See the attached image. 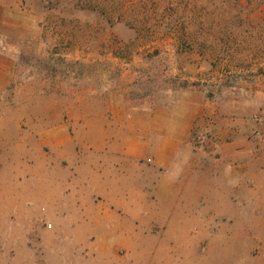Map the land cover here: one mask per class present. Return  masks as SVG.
Returning <instances> with one entry per match:
<instances>
[{"label": "rangeland", "instance_id": "1", "mask_svg": "<svg viewBox=\"0 0 264 264\" xmlns=\"http://www.w3.org/2000/svg\"><path fill=\"white\" fill-rule=\"evenodd\" d=\"M0 264H264V0H0Z\"/></svg>", "mask_w": 264, "mask_h": 264}, {"label": "crops", "instance_id": "2", "mask_svg": "<svg viewBox=\"0 0 264 264\" xmlns=\"http://www.w3.org/2000/svg\"><path fill=\"white\" fill-rule=\"evenodd\" d=\"M144 153L145 150L141 152V154ZM133 156L134 151L131 147L124 145L121 156L123 163L120 167L101 165L91 170L94 180L100 182L99 191L104 194L110 205L116 209L125 210L130 215L139 214V210L137 212L134 210V203L138 200L134 196Z\"/></svg>", "mask_w": 264, "mask_h": 264}]
</instances>
